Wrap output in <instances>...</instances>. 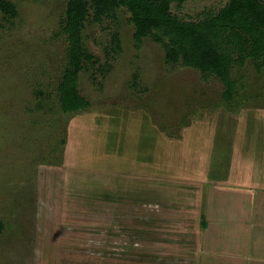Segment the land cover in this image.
<instances>
[{
  "label": "rangeland",
  "instance_id": "obj_1",
  "mask_svg": "<svg viewBox=\"0 0 264 264\" xmlns=\"http://www.w3.org/2000/svg\"><path fill=\"white\" fill-rule=\"evenodd\" d=\"M9 1L17 15L0 12V264H189L208 219L219 220L209 197L232 192L218 181L230 184L236 151L264 153V133L248 143L253 127L264 132V69L235 66L228 99L218 76L167 62L151 37L138 43L125 6L100 21L90 9L92 59L79 88L91 106L67 113L69 0ZM229 1L186 0L172 12L199 21Z\"/></svg>",
  "mask_w": 264,
  "mask_h": 264
},
{
  "label": "trees",
  "instance_id": "obj_2",
  "mask_svg": "<svg viewBox=\"0 0 264 264\" xmlns=\"http://www.w3.org/2000/svg\"><path fill=\"white\" fill-rule=\"evenodd\" d=\"M186 0H69L64 33L68 40V65L59 86L60 103L67 113L86 110L91 103L79 88L83 63L92 59L83 31L90 9L100 21L125 6L135 25L134 38L141 43L151 37L164 45L169 63L198 68L220 78L225 95L233 99L238 82L232 77L235 66L250 61L256 70L264 69V3L259 0H230L218 12L205 11L199 21L180 19L172 5L182 8ZM0 12L16 16L15 3L0 0ZM6 229L0 218V235Z\"/></svg>",
  "mask_w": 264,
  "mask_h": 264
},
{
  "label": "crops",
  "instance_id": "obj_3",
  "mask_svg": "<svg viewBox=\"0 0 264 264\" xmlns=\"http://www.w3.org/2000/svg\"><path fill=\"white\" fill-rule=\"evenodd\" d=\"M253 128L248 131L250 145L259 140L256 133H264ZM240 154L236 151L230 184L218 181L240 190V197L231 198L233 188L230 194L221 190L213 199L209 197V207L219 213V220L208 219L201 240L196 242L198 252L189 257V264H264V157L260 158L264 153L252 159L237 156ZM232 217L236 223L227 222Z\"/></svg>",
  "mask_w": 264,
  "mask_h": 264
}]
</instances>
